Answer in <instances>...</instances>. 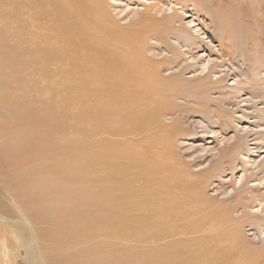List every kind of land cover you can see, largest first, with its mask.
I'll use <instances>...</instances> for the list:
<instances>
[{
  "label": "rangeland",
  "instance_id": "374dc122",
  "mask_svg": "<svg viewBox=\"0 0 264 264\" xmlns=\"http://www.w3.org/2000/svg\"><path fill=\"white\" fill-rule=\"evenodd\" d=\"M56 1H57L56 4L62 3L60 5H62L65 8L64 9L62 8L61 10L58 9L59 10L58 12L55 11L54 8L56 7V4L54 6V2H56ZM196 1H197L196 6L198 7V9L203 10L202 11L203 13H201V15H200V20L199 21L196 20V21H197V23H200L199 28H202L201 32H205L206 35L210 36V39H206V43L204 42V44L206 46L199 50L200 51L199 54L202 55V58L205 61H207L208 58H213V60H215V58H217L220 55V54H218L217 49L220 48V46H221L220 42L222 43L223 40L220 39V37L217 35H222L225 33V31H223V29H222V33H221L219 31H217L216 28L214 29L215 30L214 31L213 30L214 27L212 25L215 24L216 27L219 26L220 24L224 25L223 27H225V29L227 31V33L225 35L226 38L224 39V42L227 41L226 43H228V45H231L233 47L232 51L234 52V55L233 56L232 55H227V56L225 55L222 58V60H219V61L215 60L214 63L218 64V66L215 68V71L219 72L220 75H222V76H226V81L224 82V86L225 87H227V86L231 87V86H233L232 83L234 82L233 73H235L237 71H236V69L231 70L229 58H231V57L235 58V60L233 59L235 61V63L238 64V66L244 68L246 71H247L249 66H251L252 68L258 67L257 69H259L263 74L262 81L259 82V80H258V82H259V84L257 83L258 87L257 86L252 87V85L249 84V85H247V88H248V91H250V92L253 91V93H255L259 96L257 100H258V103L260 104V107H262L264 105L263 104L264 103V100H263L264 99V97H263L264 96V0H196ZM125 2L127 3L129 1H126V0L120 1V3L118 5H116L112 0H100V1L93 0L92 4L89 2L88 6H90V7H88V9H89L88 13L90 15L89 16L90 19L87 20V22H86V18H85L84 24L86 26H88V25L94 26V25L98 24V22L100 21V23H102L104 26L107 25L108 28L110 27L109 29L112 32L114 31L113 32V34H114L117 31L115 29H112V27L114 28L115 26L114 25L111 26V25H112V23H115V21H116L115 19L118 20V21H116V24H117V22H119L118 24L121 25L120 28L121 27L123 28V26L127 27V25L131 21L133 23L136 20L139 22L140 18L143 17L144 15L149 16L152 14L155 16V13L151 10H150L151 13L146 12L148 9L146 7L147 6L146 2H144V1L131 0L130 4H129L130 7H128L129 9L127 8ZM64 3H66V4H64ZM99 4H102V5L100 6ZM105 5H107V7H105ZM75 6L76 5L74 4V2H72L70 0H66V1L64 0V2H63V0H59V1L58 0H28V1L27 0H0V43H3V44H0V50L5 52V53H8V56L3 54L4 57H2L1 53H0V58H4V64L6 62H8V64H6V69L4 71L5 72L4 79L10 80L13 78L14 80L20 82V80L18 78V76L21 72L20 67H19L20 64H19V60H18L19 55L10 54L9 51L19 49V46H21V42L23 43V41H24L25 30L22 29V23H23V20H21L22 16H23L21 14L22 12H25L24 13V17H25L24 19L29 20L28 22L31 25L30 31L32 32V34L30 36H31V39H33V40H31L32 41L31 47L33 50L32 55L38 56L37 54H39L41 52L40 55L42 54L41 55L42 57H45L46 55H48L47 56V58H48L49 57L48 47L51 45L55 49V52H56L55 55L57 58V59H55L54 64L51 66V68H54V70L52 72H48V70L44 69L43 71L47 72V74L45 76H44V72L41 74V76L44 79L46 77V79H47L46 82H44L43 81L44 79L42 80V77L39 75L38 81L40 80V85L36 81L35 82L37 83V85H34V86L32 84L33 82L31 83V85H24V86L22 84L21 85H15V84L11 85L15 88L12 91L10 90L11 95H13V97L15 99H19V100L27 99L32 104V107L34 109H36V112L29 114L28 113L29 108H26L24 106H17L14 113L9 114V113L5 112V115H7V117L17 115L20 117V120L17 122L10 121L9 123H6V126L3 129L0 128V132L3 130L2 135H7L9 133H12L13 135H18L20 137L19 142L17 140L15 141L13 150H11V148H8V147L6 148V146L5 147L0 146V188L4 187V189L2 190L3 193H7V195L10 197V198H8L9 201L7 202V206H6V213L5 214H7L8 216H6L7 217V223L5 224V228H3V224L0 222V245H9V246L10 245H18L17 248L14 247L13 251L8 250L9 254L11 255L10 257L12 259L13 264H27L26 260H25V257H26V251L25 250L26 249H25V246H23V245H26L25 241H26L27 237H25V238L22 237L21 239H19L18 234L15 236H12V232L13 231L15 232V230L18 228V227H15L17 219H23V218H21V213L24 212L25 210H28V208H31L34 205L32 203V201L34 199H36V198L32 199V196L28 197V196H25L23 194L22 189L26 190V188H24V186L29 185V187H32L34 185V182L29 181V179H26V177L19 176V174L26 176L27 174H22V171H24V172H27L28 174L35 173V175H36V173L42 171L43 173H42L41 177H44L45 175H47L51 171L50 167H53L52 174L54 175L55 178H57V179H55L57 181L56 182L54 181L55 183L53 185V186H55V190H53L51 193L54 192L53 193L54 195H57V197L60 196L62 198L61 199L62 202L64 201V199H67V201L65 203V206H66L65 209H67V211H65V213L69 214V218L64 220L63 221L64 223L62 222L63 224L61 223L62 224L61 228H57L52 232L50 230L51 227L48 228V224L42 222L41 226L45 227L46 229L44 228V230L47 231L46 233L44 232V233L40 234L45 239L43 242L41 241V244H40L43 246V248L41 249L43 254L45 252L46 254H48V256L49 255L50 256H56L57 255L58 257L63 258L61 260L66 261L69 257L73 256V254H76L78 257H79V255H83L84 253H87L90 255L95 254V255L100 256L102 251H106V252L109 251L108 253H106L107 258H109V260H110L109 264H114V263H116V264H124V263L125 264H135L136 263L137 264V263H140V261L143 262L141 264H144L145 262L148 261V260H145V261L143 260V258L145 259V257L150 259V261H151V262L148 261L145 264H172V263L173 264H264V237H263V235L260 236L257 233V231L259 232V230H257L258 229L257 226L259 224L258 220L255 219L254 220L255 222L250 220L252 218L253 214L252 215L246 214L247 216L243 217V219L241 220L242 223H240V224H242V229H241L242 234L239 232L240 230L233 232L234 230L232 229L233 230L232 231L230 229L231 224L229 223L230 224L229 225L228 221H222L221 226L218 227L214 231H211V230H209V228L204 227L205 222L200 226V224H198L196 221H194V224L189 226L188 232L189 231L192 232L195 229L202 228V231L199 233L200 235H206V236L212 235V236L217 237L221 242V244L207 243L206 245H203V244L199 245L197 242H192L190 240L192 238H189V240L186 243H184L186 245H184V244L183 245H171V244L165 243L164 239L161 240L163 231L160 228H162V227H160L157 230V229H155V227L152 228L151 223H148V222H151L153 218H156L157 214H153L151 216V218L149 217V214L146 215L145 212H143V213L141 212L143 215L136 213V211L134 212L136 214H132L134 211V207L132 208V210L130 208L129 210L124 211V215H125L124 217L126 218V220L128 219V221L132 220L131 223L126 224V225H119L121 228L119 226H117L115 229V233L113 232V229H112L114 227L111 228V227H109V225H106L105 224L106 221H102V220L100 221L99 220L97 225L99 228H102V232L98 231V229H97L96 233H93V234L91 233L92 226H88V229H85L86 222H84V221L79 222V217H77L75 215L74 209L81 210V205L85 204V200L87 199L86 198V195H87L86 191L87 190L85 188H88L90 190V186L86 187L87 181L84 182L81 179V177L79 176V175H82V172L83 173L85 172L84 170L86 168L88 169L89 165H91V162H90L91 158H94L93 155L90 156V154L88 153L90 146L94 147V151H96L98 149L100 151H103L104 154L106 153L105 155L103 154L104 157L102 160V164L104 165V167L106 169L103 168V165L98 168V166H100L98 163L99 159L98 160L95 159L96 164L94 163L93 167L91 166V170H88L90 172L89 173L90 175H88V176H90V178L93 179L91 184L94 186H92V188H95V184H98V181L96 179H98L102 175L104 176V177L102 176V178H105V175L103 174V172L105 170H108V172L106 173L107 175H108V173H110L108 175L109 178H112V176L114 174V173L112 174V172L115 168H116V170L120 169L122 171L128 170L127 161H129L130 156H132V154H134V156H135L137 154V152L143 153L141 151H145L146 156H147V159H146L147 161L156 157V154H154V153L151 154L150 149H148L149 146L151 148H153L155 141L158 142V145L162 146V149L164 150L165 154H167L170 157L172 156L173 158L176 159L174 161V164L176 163L177 165L176 164L175 165L178 168L180 167V165L182 163L186 164V165L188 164L187 166L190 168V170L193 172L199 173V177H201L203 179V178H205V176L207 177L209 175L207 173L201 174L204 172L205 169L201 168V166L203 167V164L202 165H197V164L201 163V162H204V164H206L208 154L203 155L202 152L200 153V149L202 146H207L209 144H211V146H214V147L215 146L219 147L220 145H216L215 141L210 142L211 140L209 138H207L206 136L204 139L203 134H201V132H200L201 127H198V125L195 123V120L205 119L206 123H208V122L211 123L215 119L211 120L208 117H213V114L215 112L217 114H220L224 110L218 104L215 103V100H213V101L205 102L206 106L208 107L209 113H208V110H206L207 111L206 112L205 109H203L202 112H197V111H199V105L195 107V110H192V109H194V106L191 103V101L195 100L194 98L191 99V101L190 100H184V98H179L178 100H176V102L179 105L177 107L179 111H177V114L173 115L174 118H173V116H171L169 114H168L169 115L168 117L162 118L163 121H161V122H163V123L165 122L164 123V126L166 125L165 128L160 127V125L157 123V121L155 119L154 120L156 121V123L152 124V127H154V126L155 127L154 128H152V127L148 128V131H150L149 133H152V137L150 138L151 140H149L151 142V143L149 142V146L148 145L146 146V143L142 142L141 143L142 146L139 144V146L135 147L136 142H133L132 136H133V134H136V133H130V130H133V132H134V131H136V129L135 130L132 129L130 127V124L132 122L136 121L135 119H137V118L140 120V122L141 121L144 122L146 119L144 114L140 113V111H138V110H136V111L134 110L135 105H133V104H135L136 102L129 100V96H130L129 94H131V95L133 94L134 90H132V89H134L136 87V84L134 85V83H131V82H129V83L128 82H121L119 87H113V85L108 84L107 88L111 94V98H112L111 102L105 103V101L103 99L104 103L101 104L100 98H101V96L104 97L103 87L105 85H103V84L93 85L91 83H86L84 81L80 82L79 78H76V77H81V74L79 72L91 70L90 68H88V67L92 66L88 62V56L83 52L71 53L72 52V50H71V52L70 51H62L60 53V50H58V45H60V43H61V40H60L62 37L61 33H63L62 25L65 23H68V21L63 20L64 19L63 16L65 14V16L67 15L69 17V16H71V13L73 15H76L77 14L76 11H78V10H76ZM113 6H115V7H113ZM116 6H118L117 9H116ZM98 7H99V10H98ZM189 7L191 9V6H189ZM74 8H75V10H74ZM92 9L94 12L92 11ZM115 9H116V11H115ZM134 10L138 11L139 16H140V18L138 16L139 20L137 18L136 19L134 18V14H133ZM60 11H61L62 15L59 14ZM64 11L66 13H63ZM96 12L98 13V15H96L97 14ZM94 13L96 16L94 15ZM161 15H157L156 17H160ZM80 16H81V14H80ZM99 16H100V18H99ZM107 17H108V21H107ZM112 18L115 21L112 22L111 21V20H113ZM147 18H149V17H147ZM211 18H212V20H211ZM57 19H58V21L59 20L60 21L56 22ZM191 19L192 18H187L186 22H188ZM166 21H165V24H166ZM214 21H216V23H214ZM217 21H218V23H217ZM210 22H211V24L212 23H214V24L211 25ZM224 22H225V24H224ZM33 24H36V25H33ZM135 24L136 23L132 24L131 26H134ZM165 24H164V28L167 29L169 26H167V24L166 25ZM177 24H179L178 21L174 25L177 26ZM108 25H110V26H108ZM207 26H209V28H207ZM108 28H107V30H108ZM160 31H161V29L157 31L158 35L161 34ZM169 31H171V29ZM128 33H130V34H128ZM166 33L168 34V35L165 34L167 41L170 40L169 43L167 42V44L171 45L173 38L175 36L170 34L171 32H166ZM115 34H117V33H115ZM118 34H120V35L122 34V36H123L124 33L118 32ZM117 35L111 36V35L106 34L105 37L108 38V40H106V41L109 42L111 39H112L111 41H113V39H118ZM120 35H118L120 37L119 39H121V37H122ZM124 35H126V37L131 40V37H129V35H131V31L126 32V34H124ZM206 35H204V34L200 35V39H198V41H200V40L203 41L202 38ZM52 38H53V40H51ZM171 39H172V41H171ZM57 40L59 42H56ZM229 40H230V42H229ZM146 42H148L151 45L155 44L154 40L150 41V40H148V38H147ZM44 43H46V45H44ZM47 43L49 44V46ZM35 45H37V47L39 49ZM40 45H42V48L40 47ZM159 45H160V43H159ZM43 46L45 48H43ZM163 47L166 48V46H163ZM45 49H46V51H45ZM132 49H134V48H132ZM93 50H94V48H93ZM96 50L100 51L99 48H96ZM134 50H131L132 54H130V56L134 55L133 54V53H135ZM180 50H181V52H179L180 56L177 54H176V58H175V55L172 56L177 60L179 58L180 59L176 63L173 62L172 65H170V66L168 65V63L166 64V62L161 63L164 60V59H162V56H159V58L157 60V61H160V63H161V64L158 63V65L160 64L159 67L161 66L160 67V75L162 76V74H163V76H162L163 80H161V82L163 84H167V81H168V85H169V87H167V89H166L167 91L165 90V85H160L161 86L160 87L161 92L164 95V96H162V98H160V101L158 103V104H160V107H163V105L164 106L171 105L173 103L172 101H174L173 99L179 94L180 91H182V89H183L182 87H187L190 85L196 86L197 84L202 85L203 82H205L203 84L207 83L206 79H204L203 81L200 80L202 75L199 74L198 70L201 68V64H200L201 62H198V63L195 61L193 62V60H191V58H190L191 54H187L186 51H184L185 50L184 48H180ZM236 51L238 52L237 54H235ZM92 52L93 51H91V53ZM144 53L143 54L135 53V56L134 57L132 56L133 59L136 58V59H134L135 63L137 62L136 65H134L132 67L139 70L140 68L137 66V64L140 65V61L143 60L142 63H144L145 66L146 65L149 66V67L146 66L147 70L149 71L150 67L152 65V62H151L152 55H151V53H149L147 51ZM143 55H145V57H143ZM166 55H168V53ZM140 56H141L142 60L140 59ZM168 57L170 58V54L168 55ZM248 57L255 59V63H256L255 67L250 63L251 61L249 60ZM82 58L87 63L81 62V63H84V65L78 66L77 64H79V62H80L79 60H81ZM145 59L150 63H148ZM152 59L156 60V58H154V57ZM144 60H145V62H144ZM182 60H184V62ZM154 62H156V61H154ZM225 63H226V65H224ZM244 63H246V64H244ZM176 65L178 66L177 70H176V68H174ZM77 66H78V69H77ZM4 68H5V66H3V69ZM250 68H249V70H250ZM40 69H42V66L40 67ZM183 69L185 70V72ZM37 72H39V71H36L35 73H37ZM173 72H175V73H173ZM193 73L197 74V75L193 77L192 76ZM147 74H148V72H147ZM181 74H183V75H181ZM167 75H168V77H167ZM51 76H52V79H54V82L51 81L52 79L50 80ZM164 76H165V78H164ZM212 78L216 79L217 76H212ZM195 79L196 80L198 79L197 82ZM169 80H171L172 82H174L176 80L174 82L175 84ZM192 80H193V82H192ZM189 82H190V84H189ZM125 84L127 87L125 86ZM170 84H173V85L177 84V86L179 88L177 86L170 88ZM130 85H131V87H130ZM113 88L117 90V93H113ZM226 90H227V93H230L228 89H226ZM147 92H148V94H147ZM161 92H158L157 90H156V92L152 91V90H146L145 91L146 99L148 100V98H149V100L151 102H154V101L157 102L158 98H156L155 95H156V93L161 94ZM167 92H168V94H167ZM106 93H108V92L105 91V94ZM123 93H124V95H122ZM114 94L118 95L119 101L115 100L116 98H114ZM141 95H143V94H141ZM215 95H217V94H215ZM123 96H124V98H123ZM152 96H153V98H152ZM180 96H182V95H180ZM182 97H184V96H182ZM262 97H263V99H262ZM153 99H154V101H153ZM54 100H57V101L55 102ZM164 101H165V103H163ZM151 102L147 101L148 104ZM123 103L126 105H124ZM126 107H127V109H125ZM116 108H118V109L121 108L120 109L121 111L116 109ZM122 108H124V110ZM233 108H234L233 110H237L236 107H233ZM187 109H188V111H187ZM112 110H114V112ZM129 110H130V112H127ZM211 110H213V113H210ZM214 110H215V112H214ZM180 111H183L185 114H182V112H180ZM237 111H239V108ZM240 111H241V109H240ZM127 113H130V114H127ZM53 114H56V115L58 114L61 116L54 118ZM113 114L116 116V118H114ZM225 114L226 115L228 114V112L226 110H225ZM80 115H82L85 118L82 119V116H80ZM109 115L112 117L111 118L112 120L110 119ZM118 116H119V118H118ZM152 117L153 116H150L147 118L152 119ZM41 123H44V124H41ZM141 123H139L138 126L141 125ZM178 123H180V124H178ZM146 124H147V122H146ZM167 124H169V125H167ZM138 126L136 128H138ZM103 127L107 128L108 132H110L109 136L107 137L109 141L106 139L105 140L106 142H104L102 139ZM166 127H169V129ZM173 127H174V129H173ZM110 128H113V129L117 128V129L113 130ZM171 128L174 131L171 130ZM109 129H110V131H109ZM168 130H170V131H168ZM164 131H168V132L164 133ZM26 133H32L33 136H30V139H29L27 136H25ZM115 133L116 134L119 133L120 135L119 134H117V135H119L120 138ZM121 133L124 136L121 135ZM166 133H168V134H166ZM227 133H228V135H231L233 133V129L232 128L228 129ZM103 134H104V131H103ZM25 137H27V138H25ZM116 137H117V139H116ZM128 138L131 141L130 140L128 141L127 140ZM143 139H144V137L142 138V140ZM250 139L251 138H249V140ZM166 140H169V141H166ZM164 141H166V142H164ZM62 143H66V145L62 146L63 145ZM126 143H128V144H126ZM117 144H119V145H117ZM164 144H166V145H164ZM27 145H28V147H27ZM105 145H106V147H105ZM108 145H109V147H108ZM144 145L146 148L144 147ZM96 146H99V147L96 148ZM120 146L122 148H120ZM165 146L166 147L168 146L169 148L168 147L165 148ZM250 146L253 147V145H250ZM48 147L51 149V151L53 150L52 152L54 155L52 157L48 158L49 161H48V163L46 162L47 163V166H46L44 161H43V163H42L43 165H42L40 162H38L37 159L43 158V156L45 155L44 150H48L49 149ZM126 147H128V148H126ZM140 148H143V150H141ZM75 149H76V151H75ZM81 149L85 150L86 152L84 151L83 154L82 153L80 154L79 151ZM117 149H119V150H117ZM120 150H123V153ZM137 150H139V151H137ZM127 151H128V153H127ZM222 153L224 154V152H222ZM128 154H129V156H128ZM201 154H202V156H201ZM34 155H35V157H34ZM118 156H120V159H117ZM58 157H60L61 160ZM32 160L36 161L38 163L37 167H36L37 169L34 167H31L33 164ZM58 160H59V162H58ZM105 160H106V162H105ZM167 160H169V159H167ZM216 160H218V159L216 158L215 161ZM224 160H225V164H226L227 162H229V157L228 156L225 157ZM51 162L53 163V165L50 164ZM27 163H28V165H27ZM62 164H64V165H62ZM72 164H74V165H72ZM85 164H86V168L84 166ZM183 164H182V166H183ZM210 165H211V163L209 162L208 167ZM41 166H42V170H41ZM76 166H78V167L76 168ZM113 166H115V167H113ZM68 167H70L72 169L69 171V170H67ZM82 167L84 168V170H82V172H81L80 169H82ZM33 168H34V170H33ZM29 169H32V170L30 171ZM100 169H102V170L104 169V171L100 172ZM77 170H79V171H77ZM110 171H112V172H110ZM243 172L244 171L241 170V166H238V170H236V174L233 175L235 177V179L230 182L229 179L232 177V172L230 171L229 168L225 167L224 171L221 172V174H223L225 176L223 178L224 181L219 178L221 176V174L219 175L218 171L214 169L213 173H211L212 177L207 182L206 189L204 190V188H202L200 194L198 195L199 199H198V196H196V198L195 197L190 198V199H188V201L191 203H195V202L199 203L200 202L201 206L206 205V207H205L206 209H202V210H205L206 214L209 213L208 215H210L212 217L214 215L213 218H215L218 221L219 217H221L220 214L217 213L218 212V208H217L218 205H221L224 207H226L228 205L229 208H234V206H235L234 204H236L233 197L231 199L234 200V203H231L226 198V196L220 195L221 190L227 189V188L231 189L233 187V185H232L233 182H237L235 186H238L239 185V183H238L239 178L243 174ZM73 175H76V177H77L76 179L81 180V181L75 182V180L68 178V177L71 178V176H73ZM83 176L85 177V174ZM106 178H108V177H106ZM122 178L123 177L120 178L121 182H124V183H121V185L124 186L123 188H125V190L124 189L122 190L120 188V190H119L120 192H118V193H119L120 197L124 196V200H125L128 198L127 197L128 193H129L128 190L130 189L131 185L128 186L127 184H125L126 180L124 178L123 179ZM94 180H95V182H94ZM110 181L112 182V180H110ZM111 182H110V184H111ZM37 183L40 184L39 182H37ZM2 184L4 186H2ZM38 184H36V185H38ZM38 186H40V185H38ZM102 186H104V184H102ZM74 189L79 190V192H77V194L75 196H73V190ZM196 189H197V187H196ZM196 189L192 191L193 195H196L195 194V192H197ZM45 190H47V189L45 188ZM64 190L66 192V195L69 198H67V196L65 195V192H63ZM124 191H126L125 192L126 194L124 193ZM242 191H245V192H242ZM27 192H28V190H27ZM237 192H236V194L240 197L244 196V195L251 196V197L252 196L259 197L260 196V197H263L262 199H264V187L259 188L258 186H256V187H252L251 189H242V190H239ZM122 193H123V195H122ZM236 194L234 193L233 196ZM234 197L236 198L237 196H234ZM38 198H39V196H38ZM137 199H139V197H137ZM23 200H25V201H23ZM73 201L79 205L75 206ZM252 201L253 202L251 203L250 206L259 204V201L257 199L256 200L253 199ZM24 203H25V205H24ZM238 207L240 208V206H238ZM142 208H144V207H142ZM9 209H13V212H10ZM238 210H239L238 213L235 212L232 214L233 216L231 219H233L232 221L234 223L240 219L239 215L241 214V210L240 209H238ZM195 211H196V209H195ZM160 214L161 213H158V215H160ZM192 214L193 215H191V217L195 218L194 213H192ZM259 214H264V212L263 213L259 212ZM45 215L50 216L49 213H47ZM130 215H131V217H130ZM136 215H138V216L136 217ZM195 215H197V213H195ZM52 216L55 217L54 215H52ZM262 217H263L262 219L264 220V215ZM76 218L78 219V222H76V223L72 222ZM135 218L136 219L138 218L137 221H139V222H137ZM164 218L166 221L167 218L166 217H164ZM255 218H258V217H255ZM8 219H11V220H8ZM54 220L55 219H53L52 221H54ZM145 220H147V221H145ZM153 223L155 224V222H152V225H154ZM237 224H238V222H237ZM6 225H7V227H6ZM128 225H130V226H128ZM133 225H135V226H133ZM140 225H142V226H140ZM132 226L134 227L133 231H132V229H133ZM206 226H208V223ZM107 227H109V228L107 229ZM136 228L138 230H136ZM5 229L7 230V233H4L6 231ZM255 233H257V235ZM45 234H46V236H45ZM89 236L90 237L96 236V238H94L95 241H94V239L90 240ZM193 236H194L193 233L188 234V237H193ZM228 236H230V238H227ZM233 236L235 238H237L238 240H235V242H234ZM42 237H40V238H42ZM152 237H154V238L156 237V238L154 239ZM231 237H233L232 240H231ZM151 238L154 240H152ZM125 240H127L128 243L130 242L132 244L131 245L124 244L123 241L125 242ZM96 241H97V244H96ZM227 241H230V242L227 243ZM231 241H233L235 243V245H233V242H231ZM72 245H73V248H72ZM76 245H78V246H76ZM80 245L82 246L81 248H83V249H80ZM93 245H95V246H93ZM68 246L71 247L72 249H70ZM74 246H76V247H74ZM151 246L154 247L153 248L154 250L151 249L152 248ZM89 247H91V248H89ZM76 248L78 249L79 252L76 250ZM159 249H161L162 252H161V250L159 251ZM75 250L77 252H75ZM84 250L89 251V253L87 251L85 252ZM72 251L75 253H73ZM91 253H93V254H91ZM120 254H121V256H120ZM0 256H2V257L4 256V250L1 247H0ZM77 256L75 257V259H77ZM160 257H161V259H160ZM136 260L138 262H136ZM153 260H155V261H153ZM161 260H163V261H161Z\"/></svg>",
  "mask_w": 264,
  "mask_h": 264
},
{
  "label": "bare ground",
  "instance_id": "6f19581e",
  "mask_svg": "<svg viewBox=\"0 0 264 264\" xmlns=\"http://www.w3.org/2000/svg\"><path fill=\"white\" fill-rule=\"evenodd\" d=\"M70 1L74 2V4L76 5L75 8L78 11H76V13H77L76 14L72 10L76 15H73L70 12L71 16H69V17L67 15L65 16V14H64L63 20L68 21V23H65L62 25L63 33H61L62 37L60 36L61 37V39H60L61 43H60V45H58V50H60V53L62 51H70L71 52V50H72L71 53L83 52L88 56V62L92 65L88 68H90L91 70L79 72L81 74V77H76V78H79L80 82L84 81L86 83H91L93 85H97V84L105 85L103 87L104 97L101 96V98H100L101 104L104 103V101H105V103L111 102L112 98H111V94L107 88L108 84L113 85V87H119L121 82H128V83L131 82V83H134V85L136 84V87L134 86L135 88L132 89V90H134L133 94L132 95L129 94L130 95L129 100L136 102L135 104H133V105H135L134 110L135 111L138 110V111H140V113L145 115V117H146L145 121L147 122V124L145 121L144 122L141 121L142 122L141 123L138 118L135 119L136 121H134L130 124V127L132 129H134V130L136 129V131H134V132H133V130L129 129L130 133H136V134H133V136H132L133 142H136L135 147L139 146V144L141 145L142 142H145L146 146L147 145L149 146V142H150L149 140H151L150 138L152 137V133H149L150 131H148V128L152 127V124L156 123V121L160 125V127L165 128V126H166V125L164 126L165 122L164 123L161 122V121H163L162 118L168 117L169 115L173 116V115L177 114V111H179L177 107L179 105L176 102V100H178L179 98H184V100H190V101H191V99L194 98L195 100L191 101V103L194 106V109H192V108L191 109L195 110V107L199 105V111H197V112H202L203 109H205V111L208 110V107L206 106L205 102L213 101V100H215V103L218 104L224 110L220 114H217L214 110L215 113L213 114V117H208L211 120L215 119L211 123L210 122L206 123L205 119L195 120V123L198 125V127H201L200 132H201V134H203L204 139L206 136L207 138H209L211 140L210 142L215 141L216 145H220L219 146L220 148L216 147V146L215 147L211 146V144L201 147L200 153L202 152L203 155L208 154V158H209V159L207 158L206 164H204V162L197 164V165L203 164V167L201 166V168H204L205 170L203 173L200 172L201 174L207 173L209 175L207 177L205 176V178H203V179L201 177H199V173L191 171L190 168L187 166L188 164L186 165V164L182 163L183 166L181 164L180 167L178 168L176 166L177 164L176 163H175L176 165L174 164V161L176 159L173 158L172 156L170 157L167 154H165L164 150L162 149V146L158 145V142L155 141L153 148H151L149 146L148 149H150L151 154H153V153L156 154V157L147 161L146 160L147 156H146L145 151H141L143 153L137 152V154L135 156H134V154H132V156H130L129 161H127L128 170L122 171L120 169L116 170V168H115L113 170V172L110 171V172H112V174L114 173L112 176V178L114 180L112 178H109L108 175L110 173H108V175L106 174L108 172V170L104 171V169L103 170L100 169V172L104 171L103 174L105 175V178H102L103 175L98 178L99 180L95 178L98 181V184H95V188H92V186H94L91 184L93 179H91L90 176H88V175H90L89 174L90 172L88 170H91V166L93 167L94 163L96 164L95 159H97V160L99 159L98 163L100 166H98V168L101 167L103 165L102 164L103 157L106 153L104 154L103 151H100L98 149L96 151H94V147L90 146L88 153L90 154V156L93 155L94 158H91V160H90V162H91V165H89L90 168L88 167V169H87L86 164H85L84 166L87 170L86 169L84 170V168L82 167V169H80V171L82 172V170H84L85 172L84 173L82 172V175H79L84 182L87 181L86 187L90 186V190L88 188H85L87 190L86 191V194H87L86 198L87 199L85 200V204L81 205V210L74 209L75 215L77 217H79V222L80 221L86 222L85 229H88V226H92L91 233L93 234V233H96L97 229H98V231L102 232V228H99L97 225L99 220L100 221L101 220L106 221L105 222L106 225H109V227H111V228L114 227L112 229H113V232L115 233V229L117 226L126 225V224L131 223L132 220L128 221V219L126 220V218L124 217L125 216L124 211L129 210L130 208L132 210V208L134 207V211L132 214H136V213L142 214L143 212H145L146 215L149 214L150 218L153 214H157V217L153 218L152 221L148 222V223H151L152 228L155 227V229H157V230L160 227H162V228H160L163 231V233L161 232L162 233L161 240L164 239L165 243H168L171 245H183L184 243H186L189 240V238H192V239H190L192 242H197L199 245H202V244L206 245L207 243L221 244V242L215 236L200 235L199 233L202 231V228L195 229L192 232L191 231L188 232L189 226L194 224V221H196L198 224H200V226L205 222L204 227L209 228V230H211V231H214L218 227H220L222 221H228V224L229 223L231 224L230 229L234 230V231L232 230L233 232L240 230L239 232L241 233L242 232L241 231L242 224H240V223H242L241 220L243 219V217L247 216L246 214H250V215L253 214V216L250 220H252V221H254L255 219L258 220L259 224L257 226L258 227L257 230H259V232L257 231V233L260 236L263 235V237H264V220L262 219L263 218L262 216L264 214H259V212L260 213L264 212V199H262L263 197H260V196L259 197H256V196L251 197V196H246V195L240 197L236 194L237 191L242 190V189H251L252 187H256V186H258L259 188L264 187V105L262 107H260V104L258 103V100H257L259 96L255 93H253V91L252 92L248 91V88H247V85H249V84H251L252 87H256L259 84V82L262 81L263 74L259 69H257L258 67L257 68L255 67V64H256L255 59L248 57L249 60L251 61L250 63L255 68H252L251 66H249L247 71H246L244 68L238 66V64L235 63V61H234L235 58H233V57L229 58L231 70L236 69L237 72L233 73V76H234V78H233L234 82L232 83L233 86L225 87L224 82L226 81V76H222V75H220L219 72L215 71V68L218 66V64H215L214 61L215 60H217V61L222 60V58L225 55L226 56L227 55L233 56L234 55V52L232 51L233 47L231 45H228V43H226L227 41L224 42V39L226 38L225 35L227 33L225 27H223L224 25L220 24L219 26L216 27V25L214 24V23H216V21H214V23H212L214 25H212L210 22V24L214 27L213 30L216 28V30L221 32V33H222V29H223V31H225V33L223 32L224 34H222L223 36L217 35L220 37V39L223 40L224 43L220 42L221 46L219 45L220 48L217 49L218 54H220V55L217 58H215V60H213V58H208V60L205 61L202 58V55L199 54V52H200L199 50L206 46L204 44V42L206 43V39H210V36L206 35L205 32H201L202 28H199L200 23H197V21H196V20H198V21L200 20V15H201V13H203L202 12L203 10L198 9V7L196 6L197 5L196 0H140V1L146 2V5H147L146 7L148 9L146 12L151 13V11H153L155 13V16L151 14L149 16L144 15L143 17L140 18L138 11L134 10V12H133L134 18L138 19V16H139V18H140V20L138 19L139 22L136 20L137 22L136 21L134 22L136 24L134 26H131L132 24H134L131 21L127 25V27L123 26L124 29L122 27L120 28L121 25L118 24L119 22H117V24H116V21H118L117 19H115L116 21L113 18H112L113 20H111L112 22L115 21V23L111 22L112 23L111 26H113V25L115 26L114 28L112 27V29H115L117 31L115 33L118 34V32H120V33L126 34V32L131 31V35H129V37H131V40L128 39L126 37V35H124V34H123V36H122V34L121 35L118 34V35L123 37V38L121 37V39H119L120 37L115 33L113 34L114 31L112 32L109 29L110 27L108 28L107 25L104 26L102 23H100V21L98 22V24H96L94 26H89V25L86 26L84 24L85 18H86V22H87V20L90 19L89 18L90 15L88 13V11H89L88 7H90V6H88V3L90 2L92 4L93 0H70ZM98 1H100V0H98ZM112 1L116 5H118L120 3V1H124V0H112ZM126 1H129L127 3L125 2L126 6L128 8V7H130L129 4H130L131 0H126ZM63 2H64V0H63ZM56 3H57V1L54 2V6ZM66 3H64V4H66ZM60 4H62V3H60ZM60 4L59 3L56 4V7L54 8L55 11L58 12L59 11L58 9L61 10L62 8L63 9L65 8ZM99 5L101 6L102 4H99ZM189 6H191V9ZM105 7H107V5H105ZM113 7H115V6H113ZM117 7L118 6H116V9H117ZM75 8H74V10H75ZM116 9H115V11H116ZM98 10H99V7H98ZM92 11H93V9H92ZM24 13L25 12L21 13L23 15L22 19H21V20H23L22 29L25 30L24 41H23V43L21 42V46H19V49L9 51L10 54L19 55L18 60H19V64H20L19 67H20L21 72H20L18 78H19L20 82L14 80L13 78L10 80L4 79V75H5L4 71L6 69V64H8V62H6L4 64V58H0V128H2V129L6 126V123H9L10 121L17 122L20 120V117L17 115L7 117V115H5V112L12 114L15 112L17 106H24L26 108H29V110H28L29 114L36 112V109H34L32 107V104L27 99L19 100V99H15L13 97V95H11V91L15 89L11 85L12 84H15V85H21L22 84L24 86V85H31L32 82H33L32 83L33 86L37 85V83H39V85H40V80L38 81L39 75L41 76V74L43 72H44V76L47 74V72L43 71L44 69L48 70V72H52L54 70V68H51V66L54 64L55 59H57L56 55H55L56 54L55 49L51 45L49 46V44H48L50 41L47 43L49 46L48 47V50H49V57L48 58H47L48 55H46L45 57H42L41 56L42 54L40 55L41 52L39 54H37L38 56L32 55L33 50L31 47L32 46L31 40H33V39H31V36H30L32 34V32L30 31L31 25L28 22L29 20L24 19L25 18ZM63 13H66V12L64 11ZM59 14L62 15L61 11L59 12ZM80 14H81V16H80ZM94 15H95V13H94ZM96 15H98V13ZM157 15H161V16L156 17ZM147 17H149V18H147ZM99 18H100V16H99ZM187 18H192V19L189 21L187 20L188 22H186ZM211 20H212V18H211ZM59 21L57 19L56 22H59ZM107 21H108V17H107ZM165 21H166L167 26H169L167 29L164 28ZM177 21L179 22V24H177V26H176L174 24H176ZM217 23H218V21H217ZM224 24H225V22H224ZM33 25H36V24H33ZM108 26H110V25H108ZM107 28H108V30H107ZM207 28H209V26H207ZM160 29H161V31H160L161 34L158 35L157 31ZM170 29H171V31H169ZM166 32H171L170 34L175 36L173 38V41L171 39V41H172L171 45L167 44V42L169 43L170 40L167 41L165 34L166 35H168V34ZM106 34L111 35V36L117 35L118 39H113V41H111L112 40L111 39L110 40L111 42L110 41L108 42V41H106V40H108V38L105 37ZM128 34H130V33H128ZM203 34L206 35L202 38L203 41H201V40L198 41V39H200V35H203ZM147 38L150 41L154 40L155 44L151 45L148 42H146ZM51 40H53V38ZM230 40H229V42H230ZM56 42H59V41L57 40ZM159 43H160V45H159ZM0 44H3V43H0ZM44 45H46V43H44ZM35 46L37 47V45H35ZM163 46H166V48ZM40 47L42 48V45H40ZM43 48H45V47L43 46ZM93 48H94V50H93ZM96 48H99L100 51H97ZM132 48H134L135 50ZM180 48H184L185 49L184 51H186L187 54H191L190 58H191V60H193V62L194 61L197 63L201 62L200 63L201 68L198 70L199 74L202 75L200 80L203 81L204 79H206L207 83L203 84V83H205V82H203L202 85L197 84L196 86L190 85L187 87H182L183 88L182 91H180L179 94L173 99L174 101H172L173 103L171 105H168V106L163 105V107H160V104H158V103L160 101V98H162V96H164L163 93L161 92V89H160L161 86L160 85H165V90L167 89V87H169V85H168V81H167V84H163L161 82V80H163L162 79L163 74H162V76L160 75V67L161 66L159 67V65L161 63H164V62H166V64L168 63L169 66L172 65L173 62L176 63L180 59V58L178 60L175 59L176 54L180 56V53H179V52H181ZM130 49L134 50L135 53H139V54H143L144 52L147 51V52L151 53L152 58L153 57L156 58V60L151 58L152 65H151L149 71L146 68V66H148V65L145 66V64L142 63V61H143L141 59L142 55L140 56V59L142 60V61H140V65L137 64V66L140 69L137 70L136 68L132 67V66L136 65L137 62L135 63V60H134L136 58H134V59L132 58V56L133 57L135 56V53H133L134 55L130 56V54H132ZM45 51H46V49H45ZM91 51H93L94 53L93 52L91 53ZM166 52L168 53V55L170 54V58L168 57V55H166L167 54ZM0 53H1L2 57H4L3 54L8 56V53H5L1 50H0ZM237 53L238 52L236 51L235 54H237ZM174 55H175V58L172 57ZM159 56H162V59H164L161 63H160V61H157ZM143 57H145V55H143ZM145 60H144V62H145ZM79 61H80L79 64H77L78 66H83L84 63L86 62L83 58ZM154 61H156V62H154ZM182 61L184 62V60H182ZM81 62H84V63H81ZM148 63H150V62H148ZM158 63H160V64L158 65ZM244 64H246V63H244ZM224 65H226V63ZM3 66H5L4 69H3ZM41 66H42V69H40ZM78 66H77V69H78ZM177 67L178 66L176 65L174 68H176V70H177ZM249 68H250V70H249ZM36 71H39V72L35 73ZM146 71L148 72V74ZM184 72H185V70H184ZM173 73H175V72H173ZM181 75H183V74H181ZM196 75L197 74H194V73L192 74L193 77ZM212 76H217V78L213 79ZM167 77H168V75H167ZM164 78H165V76H164ZM43 79L44 78L42 77V80ZM51 79H52V76L50 77V80ZM193 80H192V82H193ZM197 80H196V82H197ZM258 80H259V82H258ZM43 81L44 82L47 81L46 77ZM51 81L54 82V79H52ZM169 81H171V80H169ZM174 82H172V83H174ZM189 84H190V82H189ZM125 86H126V84H125ZM174 86L176 87L177 84L176 85L170 84V88H173ZM130 87H131V85H130ZM226 89H228L230 93H227ZM146 90H152L155 92L157 90L158 92H161V94L156 93V95H155V97L158 98L157 102L154 101V99H153L154 102H151L149 100V98H148V100L146 99V96H145ZM105 91L108 92V93H106L107 95L105 94ZM113 93H117V90L114 88H113ZM124 93L122 95H124ZM141 94H143V95H141ZM147 94H148V92H147ZM167 94H168V92H167ZM215 94H217V95H215ZM180 95H182L184 97H182ZM263 97H262V99H263ZM114 98H116L115 100L119 101L118 95L114 94ZM123 98H124V96H123ZM152 98H153V96H152ZM103 99H104V101H103ZM54 101L56 102L57 100H54ZM147 101H149L151 103L148 104ZM163 103H165V101ZM124 105H126V104H124ZM233 107H236L237 110L239 108V111L233 110L234 109ZM118 108H116V109H118ZM120 109H118V110H120ZM122 109L124 110V108H122ZM125 109H127V107ZM240 109L242 112L240 111ZM225 110L228 112L227 115L225 114ZM112 111L114 112V110H112ZM187 111H188V109H187ZM127 112H130V110ZM180 112H182V114H185L183 111H180ZM208 113H209V110H208ZM210 113H213V110H211ZM127 114H130V113H127ZM59 116H61V115L53 114L54 118L59 117ZM80 116H82V115H80ZM150 116H153L152 119L147 118ZM84 118L85 117L82 116V119H84ZM111 118L112 117L110 116V119ZM114 118H116L115 115H114ZM118 118H119V116H118ZM173 118H174V116H173ZM139 123H141V125L138 126ZM41 124H44V123H41ZM178 124H180V123H178ZM167 125H169V124H167ZM137 126H138V128H136ZM154 127H152V128H154ZM166 128L169 129V127H166ZM230 128L233 129V133L231 135H228L227 131ZM110 129H113V128H110ZM110 129H109V131H110ZM115 129H117V128H114L113 130H115ZM173 129H174V127H173ZM173 129L171 128V130H173ZM2 131L0 132V146H4V147L6 146V148L8 147V148H11V150H13L15 141L17 140L19 142L20 137L18 135H13L12 133H9L7 135H2ZM103 131H104V134H103ZM103 131H102V139L104 142H106L105 140L106 139L108 140L107 137L109 136L110 132H108L107 128H105V127H103ZM168 131H170V130H168ZM168 131H164V133L168 132ZM117 134H119V133H117ZM166 134H168V133H166ZM119 135H117V136H119ZM121 135H123V134L121 133ZM25 136H27L30 139V136H33V134L32 133H26ZM27 137H25V138H27ZM143 137H144V139L142 140ZM119 138H120V136H119ZM129 138L127 139L128 141L130 140ZM249 138H251V139L249 140ZM116 139H117V137H116ZM166 141H169V140H166ZM166 141H164V142H166ZM62 144H63L62 146L66 145V143H62ZM126 144H128V143H126ZM117 145H119V144H117ZM164 145H166V144H164ZM250 145H253V147ZM99 146H96V148H98ZM27 147H28V145H27ZM105 147H106V145H105ZM108 147H109V145H108ZM128 147H126V148H128ZM144 147H145V145H144ZM167 147L165 146V148H167ZM120 148H122V147L120 146ZM140 149L143 150V148H140ZM117 150H119V149H117ZM52 151L50 148L48 150H44L45 155L43 156V158L37 159L38 162H40L42 164L44 161V163L47 166V163L49 161L48 158H50L54 155ZM75 151H76V149H75ZM84 151L85 150L81 149L79 151V153L83 154ZM120 151L123 153V150H120ZM137 151H139V150H137ZM222 152H224V154ZM127 153H128V151H127ZM202 154H201V156H202ZM128 156H129V154H128ZM227 156L229 157V162H227L225 164L224 159ZM34 157H35V155H34ZM58 158L60 159V157H58ZM216 158L218 160L215 161ZM117 159H120V156H118ZM167 159H169V160H167ZM106 160H105V162H106ZM52 162L50 164L53 165ZM58 162H59V160H58ZM209 162L211 163V165L208 167ZM37 164L38 163L36 161H33V164L31 167L36 168ZM27 165H28V163H27ZM62 165H64V164H62ZM72 165H74V164H72ZM238 166H241V170L244 171L243 174L239 178V181H238L239 185L235 186L237 182H233L232 183L233 187L231 189H229V188L222 189L220 192V195L226 196V198L229 200V202L234 203V200H235L236 204H234L235 205L234 208H229L228 205L226 207L218 205V207H217L218 212L217 213L220 214V216H221V217H219L218 221L215 218H213L214 215L212 217V216L208 215L209 213L206 214L205 210H202V209H206L205 208L206 205L201 206L200 202L199 203L198 202L191 203L188 201V199H190V198H194V197L196 198V196H198L200 194L202 188H204V190L206 189L207 182L212 177L211 173H213L214 169L217 170L219 175H220L221 172L224 171L225 167L229 168L230 171L232 172V177L229 179V181L231 182L232 180L235 179V177L233 175L236 174V170H238ZM77 167L78 166H76V168ZM113 167H115V166H113ZM34 168H33V170H34ZM103 168H105L104 165H103ZM50 169H51V171L49 170L50 172L47 175H45L44 177H41V175L43 173L42 171L36 173V175H35V173L28 174L27 172H24V171H22V174H27L26 176L19 174V176L26 177V179H29V181L34 182V185L32 187H29V185H26L27 187L24 186V188H26V190L22 189L23 194L25 196H28V197L32 196V199L36 198L32 201V203L34 205L31 208H28V210H25L24 212L21 213V218H23V219H17L15 227H18V228L15 230V232L14 231L12 232V236H15L18 234L19 239H21L22 237L23 238L27 237L26 241H25L26 245H23V246H25V249H26L25 250L26 251V257H25L26 263L27 264H109L110 260H109V258H107V255H106V253H108L109 251L108 252L102 251L100 256L95 255V254L90 255L87 253H84V254L82 253L83 255H79V257H78L76 254H73V256L69 257L66 261L61 260L63 258H60L57 255L56 256H50L49 255L50 256L49 257L48 254H46L45 252L43 254V252L41 251L43 246L40 244H41V241L43 242L45 239L40 234L47 232L46 230H44L45 227L41 226L42 222L48 224V228L51 227L50 230L52 232L57 228H61L62 224L64 223L63 221L66 220L67 218H69V214L65 213V211H67V209H65L66 208L65 203H66L67 199H64V201L62 202L61 201L62 198L60 196L57 197V195L53 194L54 192L51 193L53 190H55V186H53V185L57 181V180H55L57 178H55L54 175L52 174L53 167H50ZM71 169L72 168L68 167L67 170L70 171ZM29 170L31 171L32 169H29ZM41 170H42V166H41ZM77 171H79V170H77ZM84 174H85V177L83 176ZM106 177H108V178H106ZM121 177H123L126 180L125 184H127L128 186L131 185L130 189L128 190L129 193L127 192L128 198L127 197L126 198L128 200L127 199L124 200V196L120 197V195L118 193V192H120L119 191L120 188L122 190L123 189L125 190V188H123L124 186L121 185V183H124V182H121V179H120ZM224 177L225 176L223 174H221V176L219 178L221 180H223ZM68 178L75 180V182L81 181V180L76 179L77 178L76 175H73V176H71V178L70 177H68ZM110 180H112V182ZM37 182H39L40 184H38ZM94 182H95V180H94ZM110 182H111V184H110ZM36 184H38L40 186H38ZM102 184H104V186H102ZM2 186H4V185L2 184ZM196 187H197V189H196ZM45 188L47 190H45ZM3 189H4V187L0 188V222L3 224V228H5V224L7 223V217L6 216H8L7 214H5L6 213V206H7V202L9 201L8 198H10V197L7 195V193H3V191H2ZM195 189L197 192H195L196 195H193L192 191ZM27 190H28V192H27ZM63 192H65V190ZM77 192H79V190L74 189L73 190V196H75L77 194ZM125 192L126 191H124V193ZM242 192H245V191H242ZM234 193L236 194L234 196H237L236 198L233 196ZM65 195H66V192H65ZM122 195H123V193H122ZM38 196H39V198H38ZM137 197H139V199H137ZM232 197L234 200L231 199ZM67 198H69V197L67 196ZM198 199H199V196H198ZM253 199L254 200L257 199L259 201V204L250 206L251 203L253 202L252 201ZM23 201H25V200H23ZM73 203L75 206L79 205V204H76L74 201H73ZM24 205H25V203H24ZM238 206H240V208ZM142 207H144V208H142ZM195 209H196V211H195ZM238 209L241 210V214L239 215L240 219L237 221L238 222V224H237V222L234 223L232 221L233 219H231V218L233 216L232 215L233 213L239 212ZM9 211L13 212V209H9ZM135 211H136V213H134ZM47 213H49L50 216L49 215L46 216L45 214H47ZM158 213H161V214L158 215ZM192 213H194L195 218L191 217V215H193ZM195 213H197V215H195ZM52 215H54L55 217H53ZM137 216L138 215H136V217ZM130 217H131V215H130ZM164 217L167 218L166 221H165ZM255 217H258V218H255ZM53 219H55V220L52 221ZM8 220H11V219H8ZM137 220H138V218L136 219V221ZM145 221H147V220H145ZM72 222L76 223V222H78V219L76 218ZM137 222H139V221H137ZM152 222H155V224L153 223L154 225H152ZM207 223H208V226H206ZM142 225H140V226H142ZM128 226H130V225H128ZM133 226H135V225H133ZM133 226H132V228H133L132 231L134 230ZM6 227H7V225H6ZM109 227H107V229ZM136 230H138V229L136 228ZM4 233H7V230ZM189 233H193L194 236L188 237ZM257 233H255V234L257 235ZM45 236H46V234H45ZM40 237H42V238H40ZM233 237H231V240ZM94 238H96V236L90 237V240H93ZM152 238H154V237H152ZM227 238H230V236H228ZM154 239H152V240H154ZM235 240H238V239L234 237L233 241L235 242ZM94 241H95V239H94ZM233 241H231V242H233ZM125 242L123 241V243L127 244V245L132 244L130 242L128 243L127 240H125ZM229 242L230 241H227V243H229ZM234 242H233V245H235ZM96 244H97V241H96ZM184 245H186V244H184ZM76 246H78V245H76ZM76 246H74V247H76ZM93 246H95V245H93ZM0 247L4 250V256L3 257L0 256V264H13L12 259L10 257L11 255L9 254L8 250L13 251L14 247L17 248L18 245H10V246L9 245H0ZM81 247L82 246L80 245V249H83ZM91 247H89V248H91ZM69 248L72 249L73 245H72V248L71 247H69ZM153 248L154 247H152L151 249H153ZM76 250L78 251L77 248H76ZM76 250H75V252H77ZM160 250L161 249H159V251ZM84 251L86 252L87 250H84ZM75 252H73V253H75ZM87 252L89 253V251H87ZM161 252H162V250H161ZM91 254H93V253H91ZM76 256H77V259H75ZM120 256H121V254H120ZM160 259H161V257H160ZM137 260H136V262H138ZM143 260L144 261L148 260L149 262H151L150 259H148L146 257H145V259L143 258ZM153 261H155V260H153ZM161 261H163V260H161ZM147 262H145V263H147ZM141 263H143V262L140 261V263H137V264H141ZM114 264H116V263H114Z\"/></svg>",
  "mask_w": 264,
  "mask_h": 264
}]
</instances>
